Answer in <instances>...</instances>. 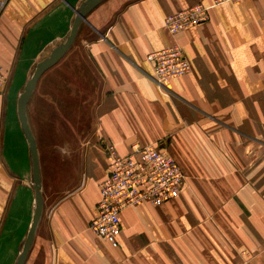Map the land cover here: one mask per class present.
Segmentation results:
<instances>
[{"label":"crops","instance_id":"0c3cea01","mask_svg":"<svg viewBox=\"0 0 264 264\" xmlns=\"http://www.w3.org/2000/svg\"><path fill=\"white\" fill-rule=\"evenodd\" d=\"M84 1L0 0V264H16L35 208L17 99ZM197 2L212 0H103L38 80L37 129L26 114L49 197L25 264H264V0L211 7L207 22L168 34L164 20ZM170 46L190 72L161 90L146 56ZM74 120L75 141L89 139L78 172L39 147L70 142L51 129ZM102 141L118 156L163 143L186 177L177 198L123 210L113 245L88 230L108 174Z\"/></svg>","mask_w":264,"mask_h":264},{"label":"built area","instance_id":"2783aa9c","mask_svg":"<svg viewBox=\"0 0 264 264\" xmlns=\"http://www.w3.org/2000/svg\"><path fill=\"white\" fill-rule=\"evenodd\" d=\"M245 0H212L206 7L200 2L181 10L164 20V28L174 36L187 28L207 22L208 10L223 3H240ZM151 65V78L161 90L168 82L186 76L190 64L183 50L176 46L154 51L146 56ZM6 78L0 69V98L4 93ZM108 161V174L100 184V200L95 207V217L88 230L108 245L117 243L121 235L120 214L128 208L147 205L161 206L179 196L186 177L167 154L163 143L135 146L126 156H118L113 146L101 142Z\"/></svg>","mask_w":264,"mask_h":264},{"label":"water","instance_id":"95a60500","mask_svg":"<svg viewBox=\"0 0 264 264\" xmlns=\"http://www.w3.org/2000/svg\"><path fill=\"white\" fill-rule=\"evenodd\" d=\"M102 1L103 0H86L80 5V7L76 11V16H75L70 34L66 38L65 42L55 47L50 52L47 58L41 60L40 62L36 64L35 69L30 79L25 83L23 91L17 99V118H18L21 130H22V133L28 144V149H29V154H30V159H31V164H32V183H33V191H34L35 208H34V213H33L30 228L28 230L26 239L23 243L22 250L17 258L16 264H25L28 251L33 243L37 225L42 216V208H43L37 146H36L35 139L32 135V132L28 124L26 108L34 93L36 84L38 80L40 79V77L42 76V74L45 71H47L49 68L54 66L60 60V58L64 55V53L73 43L80 23L84 21L86 15L90 11H92Z\"/></svg>","mask_w":264,"mask_h":264},{"label":"rangeland","instance_id":"374dc122","mask_svg":"<svg viewBox=\"0 0 264 264\" xmlns=\"http://www.w3.org/2000/svg\"><path fill=\"white\" fill-rule=\"evenodd\" d=\"M40 88H41V86H40ZM40 88L36 91V93L34 95V99H31L32 101H30V103L28 104V106L26 108L27 114L29 113V116L34 119V125H35V121L38 122V118H39L34 104L36 105L37 102L39 100H41V98H42ZM58 112L59 111L54 110L52 112L53 116L56 117ZM61 113H63V112L61 111ZM69 118L70 117H68V119ZM69 122H70V125L63 124L62 128H52L51 130L53 131L54 134L56 131L57 137H58V132H57L58 129H59L60 134H63V132H64V134H66V137H67L66 139H69L70 142H67V143H62V142L42 143V144H39V147H41V145H42V147L46 146V148H43L44 153L45 152H47V153L48 152L49 153H51V152L60 153L61 154L60 156H63V157L66 156L67 159H71L73 161V164H74V160H75V163H76L75 167H76V171L78 172V168L80 166V157H81L80 153L82 152V147L84 145H85L84 148H86V146L89 145V143H87V141L89 139L86 142H76L75 139H77V138H75V135H77L78 133H79V135L82 134L81 132L85 131V129L76 125L75 120L69 121ZM35 127H36V125H35ZM36 129H37V127H36ZM86 129L88 130L89 128H86ZM81 136L82 135H80L79 138ZM61 137H63V135H61ZM78 178H79V174H77L75 176V182L77 181ZM48 193H49V190H48L47 186H45V187L42 186V195H43L44 199L49 197Z\"/></svg>","mask_w":264,"mask_h":264}]
</instances>
